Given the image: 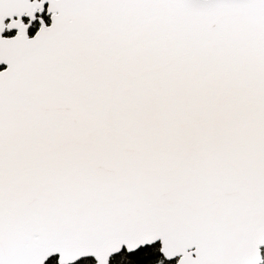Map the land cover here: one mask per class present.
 Segmentation results:
<instances>
[{"label": "snow or ice", "instance_id": "obj_1", "mask_svg": "<svg viewBox=\"0 0 264 264\" xmlns=\"http://www.w3.org/2000/svg\"><path fill=\"white\" fill-rule=\"evenodd\" d=\"M0 264H264V0H0Z\"/></svg>", "mask_w": 264, "mask_h": 264}]
</instances>
